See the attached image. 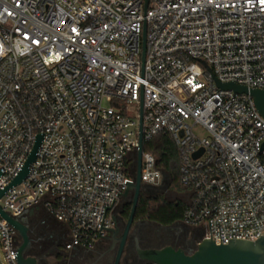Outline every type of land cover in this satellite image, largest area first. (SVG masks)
Segmentation results:
<instances>
[{
    "label": "built area",
    "instance_id": "2783aa9c",
    "mask_svg": "<svg viewBox=\"0 0 264 264\" xmlns=\"http://www.w3.org/2000/svg\"><path fill=\"white\" fill-rule=\"evenodd\" d=\"M214 79L264 91L261 0H0V189L44 134L1 210H43L67 227L66 251L92 250L114 230L140 134L141 184L161 186L143 145L163 133L179 153L181 223L209 239V220L216 245L264 237V119ZM19 246L0 216L8 264Z\"/></svg>",
    "mask_w": 264,
    "mask_h": 264
},
{
    "label": "water",
    "instance_id": "95a60500",
    "mask_svg": "<svg viewBox=\"0 0 264 264\" xmlns=\"http://www.w3.org/2000/svg\"><path fill=\"white\" fill-rule=\"evenodd\" d=\"M144 47V43H143ZM215 86L221 91H231L239 95H248L259 113L264 119V91L247 89L244 86L235 85L233 83H220L214 79ZM140 123H141V109H140ZM141 131V130H140ZM44 134H37L34 138L33 147L24 161L22 167L16 176L0 189V197L11 187L18 185L30 172L28 167L35 161L37 150L43 140ZM138 151L136 157V173L132 183L128 185L127 190L122 196H126L128 192H132V205L130 208L129 217L126 228L120 238H116L118 231L112 230L110 232V240L113 244L117 243L118 248L115 253L113 264H120L127 233L131 222L133 220L138 198L142 188L140 181V165L142 153L141 134L138 140ZM201 152H199L200 154ZM198 154L194 155L197 157ZM2 173L0 172V176ZM34 210H30L27 216H31ZM0 216L12 226L22 239V243L15 253V261L17 264H37L36 260L26 256L28 247L27 226L25 217L19 219L10 218L0 208ZM209 224V239H201L196 244L194 250L185 252L184 250L174 248L172 246H164L161 248H146L140 249L137 247L136 253L139 260L145 264H264V237L260 236L255 242L245 240L228 239L227 245H216L210 237V223ZM219 229V227H218ZM220 238V236H219Z\"/></svg>",
    "mask_w": 264,
    "mask_h": 264
},
{
    "label": "trees",
    "instance_id": "16d2710c",
    "mask_svg": "<svg viewBox=\"0 0 264 264\" xmlns=\"http://www.w3.org/2000/svg\"><path fill=\"white\" fill-rule=\"evenodd\" d=\"M143 151L149 152L155 157L157 167L162 174V183H167L168 189H178L179 153L170 136L163 133L159 134L150 142L143 145ZM153 189H157V187L142 186L138 198L134 216L149 224V227L145 228L140 234L139 243L144 247L151 248H161L164 246H172L176 249L181 248L184 244V237H179L162 229L160 231L158 227L160 226L163 228L181 225L184 204L170 202L161 195H150L149 191ZM127 210L129 211V207ZM40 211H38V213L40 212V217H37L38 215L36 217L41 221L40 227L38 228L42 235V242L47 253L50 255L54 254L59 259L69 260L70 264L75 261L76 263L81 262L82 264H113V255L100 257V254L106 248L105 243L102 241L92 250L75 248L71 250L72 255L65 253L68 252L64 249L65 245L68 243V231L66 232L64 230L63 239L60 240L55 239L53 237L54 235H49L44 228H41L44 223L42 219H50L52 217L45 211ZM38 213L36 212V214ZM189 241L190 238H187V246H189ZM92 252L94 254L90 255Z\"/></svg>",
    "mask_w": 264,
    "mask_h": 264
},
{
    "label": "flooded vegetation",
    "instance_id": "af4514ba",
    "mask_svg": "<svg viewBox=\"0 0 264 264\" xmlns=\"http://www.w3.org/2000/svg\"><path fill=\"white\" fill-rule=\"evenodd\" d=\"M183 196L182 194H180ZM165 199V198H164ZM170 202L180 203L175 199H166ZM132 205V192H128L126 196H122L116 203L112 211V218L114 221V229L118 231L116 238H120L125 231L127 220L130 213V208ZM129 207V211L127 210ZM128 211V212H127ZM25 225L27 226V238H28V247L26 251V256L31 257L36 260L37 264H47V258L50 257V254L46 252V248H44L42 242V235L39 231L41 221L36 217V213H33L31 216H25ZM49 219V218H48ZM51 226L58 232L59 237L57 240L63 239L64 230L67 232V227L56 221L54 218H50ZM149 227L148 222L144 220H140L133 217L131 225L129 227L127 238L125 242L124 252L120 261V264H145L143 261L139 260L137 257L136 249L137 247L140 249H146L151 247H144L140 245L139 238L142 231ZM167 231L174 235L184 237L183 246L180 249L188 252L193 250L196 244L203 238L204 229L203 228H189L184 226L183 224L178 226H170V227H158V230ZM62 235V236H61ZM53 236V235H51ZM50 236V237H51ZM187 238H190L187 246ZM110 236H108L102 242L105 243L106 248L100 254V257L105 255H113L115 257V253L118 248V244H113L110 240ZM18 241L20 244L22 243V239L18 235ZM55 259H58L56 255H54ZM128 259V260H127Z\"/></svg>",
    "mask_w": 264,
    "mask_h": 264
},
{
    "label": "rangeland",
    "instance_id": "374dc122",
    "mask_svg": "<svg viewBox=\"0 0 264 264\" xmlns=\"http://www.w3.org/2000/svg\"><path fill=\"white\" fill-rule=\"evenodd\" d=\"M195 131H196V134L202 138L204 137L206 134L204 131H202L201 129H198V128H195ZM183 192V189L180 187H178V189H175L173 190L172 188L171 189H168L167 188V183L166 184H161L160 187H157V189H153V190H150L149 191V194L150 195H161L163 196V198L165 199H175L177 201H179L181 204H185V198L183 196H181L180 194H182ZM41 212V211H40ZM40 212L38 214H36L37 217H40ZM42 221L44 222L43 223V227H41L42 229L44 228V230L49 233V235H54L53 237L55 239H58L59 237V234L58 232L51 226V221L50 219H42ZM199 243V242H198ZM67 253L68 255H72V251H68V252H65ZM94 253L92 252V254L90 255H93ZM54 257V254L50 255L49 258H47V264H70L69 260H64V259H55L53 258ZM98 260V259H97ZM0 264H8L5 259H4V256H3V252L2 250L0 249ZM72 264H82L81 262H77L76 261Z\"/></svg>",
    "mask_w": 264,
    "mask_h": 264
},
{
    "label": "snow or ice",
    "instance_id": "6c2138e0",
    "mask_svg": "<svg viewBox=\"0 0 264 264\" xmlns=\"http://www.w3.org/2000/svg\"><path fill=\"white\" fill-rule=\"evenodd\" d=\"M262 3H264V0H261Z\"/></svg>",
    "mask_w": 264,
    "mask_h": 264
}]
</instances>
